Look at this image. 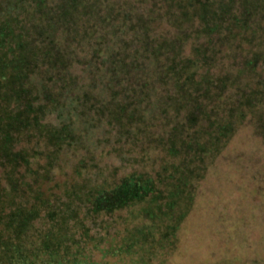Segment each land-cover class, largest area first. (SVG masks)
<instances>
[{
  "label": "rangeland",
  "instance_id": "obj_1",
  "mask_svg": "<svg viewBox=\"0 0 264 264\" xmlns=\"http://www.w3.org/2000/svg\"><path fill=\"white\" fill-rule=\"evenodd\" d=\"M212 2L218 12L221 6L228 8V20H218L216 30L204 31L199 18L178 27L172 25L164 0H96V13L106 14L111 4L131 16L124 32L118 31L122 35L95 16L87 20L81 12V2L74 7L78 9V26L71 27L73 20L68 23L62 19L54 32L58 43L53 54L63 59L56 62L53 55L46 54L35 61L38 54H30L24 78L13 76L5 83L0 76V90L12 93L13 85L23 82L30 99V103L27 99L25 102L42 111L40 122L51 129L70 125L76 138L74 146L68 148L33 125L12 132L19 136L14 150L26 149L30 159L29 163L21 158L12 163L0 159V201L11 198L9 179L20 181L18 204L32 192L30 188L37 187L33 184L35 172L50 175L53 180L43 183L50 195L46 203L36 205L35 214L24 210L22 206L27 204L21 203L9 220L6 218L2 224L0 221V264H264V0ZM63 7L65 0H0V57L15 45L14 37L20 28L31 34L35 31L32 26L45 25L51 9L57 15ZM175 11L181 13L179 9ZM149 16L159 32L168 29L182 37L185 54L201 43L211 45L216 55L207 66L214 78L227 80L223 100L216 97V111L229 119V107L237 106L231 119L232 130L217 148L211 147L206 162L199 164L208 167L205 175L193 183L195 199L188 203L182 217V205L176 206V216H166L160 210L153 216L144 203L97 212L86 195L92 183L107 180L111 184L135 171L155 176L164 172L163 166L178 164L181 158L190 160L181 153L173 156L160 142L165 133L185 122L186 110L175 111L156 102L140 105L139 116L145 120L134 124L142 130L136 133L124 128L120 108L114 103H106L105 113L99 115L91 102L78 104L71 100L92 90L89 84L94 80L95 72H91L96 64L92 55L94 49L100 48L102 38L106 35L108 40L102 49L116 50L120 38H124L132 52L139 45L132 40L131 26L141 28L140 18L148 20ZM46 37L32 39L43 43ZM4 43H8L7 48ZM8 55L15 58L16 54L11 51ZM19 65L22 64H15L16 69L9 67L8 72L16 73ZM72 78L74 82L67 86ZM251 92L257 93L252 101L245 106L238 103L241 94L248 96ZM47 95L61 103L49 102ZM103 98L106 99L104 93ZM14 101L15 97L5 103L9 110L16 111ZM251 102L255 106L250 107ZM30 117L32 122L33 115ZM8 166L26 167L12 171ZM77 166H88L84 177L90 183L86 190L75 188L83 182L82 176L75 174ZM29 200L31 204V197ZM12 208L6 206L1 212L9 214ZM168 223L177 225L170 239H166Z\"/></svg>",
  "mask_w": 264,
  "mask_h": 264
},
{
  "label": "trees",
  "instance_id": "obj_2",
  "mask_svg": "<svg viewBox=\"0 0 264 264\" xmlns=\"http://www.w3.org/2000/svg\"><path fill=\"white\" fill-rule=\"evenodd\" d=\"M164 1L168 3L169 7V10L165 12L170 15L171 23L175 27L186 21L199 18L204 23L202 28L204 31H214L219 24L218 20H228V8L224 9L221 6L218 12V10L214 9L212 0ZM81 2L84 5H82V11H80L84 13L87 20L95 16L96 20L98 18L101 22L107 23L110 29L117 33L120 29L122 30L121 33L124 32L125 24L131 18L128 13L121 12L118 7L116 10L115 6L111 4L108 7L109 12L100 14L94 11L96 0H65L66 7H63L62 12H58L55 15L52 13L53 10H50L51 16L47 19L45 18V25L32 26L35 31H31V34H27L26 30L20 28L17 36L14 37L15 45L8 47L7 45L11 41L4 43V48H8L3 51L4 53L0 57V68L3 71L0 72V76L5 83L11 81L13 76L21 77L20 79L26 76L24 74H26L31 63L30 54H38L35 61H38V57L40 58L41 55L45 56L46 54L53 55V60L56 62L63 59L58 53L56 55L53 54L58 43L54 32L60 26L58 23L62 19L63 22L68 23L73 20L71 27L78 26V18H76L78 9L75 10L74 7L81 4ZM223 5L226 6L225 4ZM176 9L180 10L181 13L179 15L176 13ZM152 19L151 17L148 20L140 18L139 24L141 28L137 26V29H135L134 26H131L134 33L132 40L139 45V48L132 52L128 49L129 42H126L124 38H120L121 42L118 48L115 46L116 50L111 47L102 49L101 45H106L108 42L105 35L102 41L99 42L98 46L100 48L94 49V54L92 55V59L96 63L94 70L91 72V74L95 72V77L89 84L92 90L84 92L79 98L71 100L72 102L76 100L78 104L91 102V107L98 109L99 115L105 113L106 103H114L120 108V117L124 119V128L131 129L136 133H142V130L138 127L135 128L134 124L139 122V120H145L143 115L139 116L140 105L146 104V106H149L156 102L171 106L175 108V111L179 109L186 110L185 122L178 124L172 131L165 133L160 142L165 144L169 153L173 156L181 153L186 157L188 156L190 160L187 162L186 158H181L178 164L163 166L164 172L157 173L155 176L146 172L135 171L113 180L111 184L107 180L101 183L91 182L92 185H89L86 195L90 196L89 201L97 212L112 211L115 208L132 207L136 204L144 203L147 207L144 208L151 211L153 216L159 210L166 216H176L174 214V211L177 212L175 210L176 206L182 205L181 210H179V216L182 217L186 207L192 204L195 199L193 183L205 175L208 167L200 166L199 164L206 162L209 158V152L212 151L211 147L213 149L217 148L219 141L222 138L225 139L226 134L233 127L231 119L235 117L234 113H236L237 106L229 107V119L224 117L226 114L224 115L223 112L216 111V97H221V94H223V88L227 80L214 78L210 68L207 66L210 60L214 59L215 50L206 42L195 46L191 53L185 54L182 49V37H176L168 29H163L159 32L157 27L152 25L154 21ZM56 23L57 25H55ZM118 23H121L120 27ZM51 28L53 32L50 31ZM73 30L76 34H80V30L76 28H73ZM83 30L85 31L84 33H87L86 29L83 28ZM41 35L47 36L45 40V42L48 41V43L46 42L47 45L45 42H33L35 37ZM45 47H49V49L44 51ZM11 51L16 54L15 58L9 57L8 54ZM109 51L110 53L105 54ZM18 62L22 64L19 67L17 66L18 71L10 74L8 68L12 66V69H16L15 64ZM69 81L70 84L67 86L72 85L74 78ZM13 86L12 93L8 89L0 90V159H5L3 163H12L20 158L29 163L30 154L27 153L26 149L14 150L19 136H14L12 132L15 130L19 131L20 127L23 129H28L32 125L39 127L41 133L46 131L52 139L60 140L68 148L74 146L73 141L76 138L70 129V125H64L60 129L57 127L51 129L47 125L42 124L39 118V113H42V111L39 106L33 107V105L28 104L30 99L27 97L23 82L20 81ZM94 88L98 91L97 93H101L95 94ZM72 89H75L74 86H72ZM103 93L106 95V99L103 98ZM256 94L254 92H251L248 96L241 94L238 103L245 106L246 102L252 101V97L256 96ZM52 95L50 97L49 95L46 96L49 102L61 103L60 99ZM59 96H61L60 93ZM109 96L112 98L109 99ZM13 97H15L14 106L16 111L9 110V104L5 105ZM26 99L28 103L25 102ZM220 99L223 100V97ZM251 103L249 104L250 107L255 106L254 102ZM31 114L33 115L32 122ZM24 131L22 130L21 133H24ZM190 164L191 166H189ZM8 167H11V170L14 171L19 167L26 166ZM86 168L88 166H77L75 174L76 176H82L83 182L81 181V185L76 184L75 188L86 190L88 182L90 183V179L84 177ZM49 176L46 174L42 176V174L35 172L33 184L37 187L30 188L32 192L26 195L27 198L23 197L25 199L19 203L20 205L21 203L28 205L31 197L33 202L29 204L30 207H27V205L22 206L24 210L31 212L30 214L36 213V205L47 202V197L50 194L47 195V190L49 189L45 188L44 184L49 180H53ZM8 181L12 192L11 198L0 201L1 224L13 212H16L19 207L18 202H16V195L21 190L19 187L21 186L20 181L16 179L11 181L9 179ZM22 183L24 184L25 182ZM3 192L7 194L5 188H3ZM6 206H13L11 213L1 212ZM176 228L177 225L175 224H167L166 239L172 237L173 230H176Z\"/></svg>",
  "mask_w": 264,
  "mask_h": 264
}]
</instances>
